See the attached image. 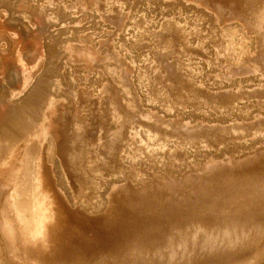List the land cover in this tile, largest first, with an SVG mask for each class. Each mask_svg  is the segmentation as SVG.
Masks as SVG:
<instances>
[{"label": "rangeland", "instance_id": "374dc122", "mask_svg": "<svg viewBox=\"0 0 264 264\" xmlns=\"http://www.w3.org/2000/svg\"><path fill=\"white\" fill-rule=\"evenodd\" d=\"M87 1L0 0V264H264V0Z\"/></svg>", "mask_w": 264, "mask_h": 264}, {"label": "crops", "instance_id": "0c3cea01", "mask_svg": "<svg viewBox=\"0 0 264 264\" xmlns=\"http://www.w3.org/2000/svg\"><path fill=\"white\" fill-rule=\"evenodd\" d=\"M36 1V0H35ZM66 3H70L73 0H62ZM76 1V0H74ZM77 2L84 7H88V5H90V1L87 0H77ZM107 3V2H106ZM102 4H103V0H96L94 5L96 6L95 10L96 12H100L102 10ZM1 5L3 8V14H4V20L7 21L8 24V28H12L11 26H13V28H16L19 32H54L53 25L49 26V24L47 23L46 18L43 16L41 17H37V15H35L36 13L29 8V2L28 0H1ZM28 12H30L31 14H33L32 19H37L40 18V28L37 31H31L28 30V27L26 25V22L28 20V18H30L28 16ZM70 12H73L71 10L68 11L69 15L68 18H73V15L75 14H71ZM115 12V10L113 11V13ZM112 19V18H111ZM68 32V31H67ZM86 32V31H85ZM16 74V78H18V80H20L21 78L25 79V75L23 74V72H18L15 73ZM4 113V112H3ZM3 113H0V116L3 115Z\"/></svg>", "mask_w": 264, "mask_h": 264}, {"label": "bare ground", "instance_id": "6f19581e", "mask_svg": "<svg viewBox=\"0 0 264 264\" xmlns=\"http://www.w3.org/2000/svg\"><path fill=\"white\" fill-rule=\"evenodd\" d=\"M19 210H20V209H19ZM32 217H33V216H32ZM32 217H31V218H32ZM36 219H37V218H36ZM32 220H33V219H32Z\"/></svg>", "mask_w": 264, "mask_h": 264}]
</instances>
